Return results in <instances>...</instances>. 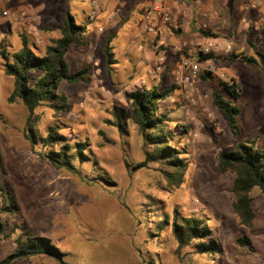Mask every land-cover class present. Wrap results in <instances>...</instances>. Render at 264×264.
Listing matches in <instances>:
<instances>
[{
	"label": "rangeland",
	"instance_id": "obj_1",
	"mask_svg": "<svg viewBox=\"0 0 264 264\" xmlns=\"http://www.w3.org/2000/svg\"><path fill=\"white\" fill-rule=\"evenodd\" d=\"M124 2L128 1L99 0L92 15L91 0H0V151L5 164L3 177L11 183L24 213L20 224L33 235L51 239L65 252V264H264V194L259 189L252 192L257 218L251 228L241 225L233 209L234 174L219 169L220 153L241 141H257L264 151V58L244 40L241 49L233 46L228 53L212 51L219 57L208 62L196 60L195 55L202 65L201 74H213L207 82L198 78L187 91L176 78L182 56L198 44L188 46L183 41L191 42L202 35L189 34L181 43L174 42L172 49L163 48L161 54L154 46L146 49L141 39L152 36L143 27L134 33L130 25L119 26L126 9ZM4 11L10 12V17H2ZM68 11L78 23L88 26L86 47H73L67 54L71 72L89 66L91 76L86 84H63L60 92L69 96L70 107L61 116L48 106L35 113L41 135H46L49 126H57L71 144L88 142L92 159L81 166L82 175L54 167L39 156L41 144L31 146L26 137L29 112L21 102H9L14 80L5 75L1 57L3 50L13 53L22 49V35L43 54L60 38ZM107 14L111 20L104 18ZM205 23L197 20L188 28H203ZM263 27L261 40H255L254 32L251 38L262 54ZM168 30V40L184 36L181 28L179 32L170 27ZM217 36L224 47L233 42L228 36ZM110 39L113 68L108 65L106 50ZM232 52L256 56L262 67L219 59ZM161 55L165 61H159ZM232 80L240 89L239 100L223 95L241 109L238 138L213 99L215 86L226 82L232 85ZM157 85L163 89L176 86L164 111L174 120L173 128L177 123L190 127L186 136L177 133L182 158L188 165L180 187H171L157 164L133 169L146 159L143 139L138 127L129 121L120 130L112 115L115 107L130 108L125 91ZM74 164L79 167L77 161ZM99 175L115 185L99 180ZM150 199L164 206L171 216L177 208L183 217L208 218L221 253L215 257L196 253V247L180 250L170 229L152 237L143 210V203ZM243 236L252 239L247 247L236 242ZM15 264L59 262L42 255Z\"/></svg>",
	"mask_w": 264,
	"mask_h": 264
},
{
	"label": "trees",
	"instance_id": "obj_2",
	"mask_svg": "<svg viewBox=\"0 0 264 264\" xmlns=\"http://www.w3.org/2000/svg\"><path fill=\"white\" fill-rule=\"evenodd\" d=\"M87 33L88 26L78 23L73 12L68 11L64 16V27L60 38L49 44L43 54L35 45L30 44L24 35L21 36L22 49L20 51L13 53L7 50L1 51L3 71L6 76L14 80L9 102L15 104L21 102L29 112L26 137L32 143L31 146L35 148L41 144L42 150L39 156L42 159L51 162L58 169H66L77 175H82L81 166L92 159L88 142L71 144L69 138L59 132L57 126H49L46 135H41L37 128L39 118L35 112L40 107L48 106L56 116H61L70 107L69 96L60 92L63 84L67 83L72 86L86 84L89 81L92 71L89 66L71 72L67 60V54L73 47H86ZM201 33L207 38L218 37L208 29H201ZM111 42V39L108 40L106 45L110 67L115 65ZM249 44L260 58H264V54L258 51L255 42H249ZM159 50L161 54L164 49L160 47ZM217 57L219 56L215 53L207 55L199 53L196 55V60L208 62ZM219 59L243 62L257 69L262 67L256 56H239L235 52ZM212 74V72L199 74V78L207 82ZM232 81V85L228 82L220 84L222 88L216 85L213 99L220 112L227 117L232 133L238 138L241 130L239 127L241 109L223 95L226 93L231 98L239 100L240 89L237 83ZM175 88L176 86L172 89H163L157 85L150 89L125 91L124 97L130 104V108L126 110L115 107L112 115L114 123L120 130L125 128L129 121L138 127L137 130L143 139L146 159L133 169L137 171L151 164H157L169 185L180 187L184 182L188 165L182 158L183 153L179 148L177 133L186 136L190 127L177 123L173 128L171 125L174 120L164 111L165 102ZM3 161L4 158L0 151V249L2 251L0 264H15L42 255L54 258L59 264H65L63 259L65 252L51 239L33 235L23 223L20 224L24 213L18 198L10 187L11 183L3 177L5 170ZM75 161L78 162L79 167L75 166ZM219 166L221 172L234 174L231 187L234 197L233 209L241 221L240 224L249 228L253 227L257 216L253 208L252 192L259 189L264 194V151L258 147L257 141L253 140L251 143L241 141L233 149L220 153ZM98 179L105 181L108 185H115L105 175H99ZM156 202L150 199L149 202L143 203L144 222L150 227L152 237L160 236L161 233L170 229L180 250L196 247V253L215 257L221 253V245L215 238V230L210 227L209 222L211 221L208 218L183 217L177 208L171 216L164 206ZM150 212H154V215L151 216ZM251 241V238L243 236L236 242L240 247H247Z\"/></svg>",
	"mask_w": 264,
	"mask_h": 264
},
{
	"label": "crops",
	"instance_id": "obj_3",
	"mask_svg": "<svg viewBox=\"0 0 264 264\" xmlns=\"http://www.w3.org/2000/svg\"><path fill=\"white\" fill-rule=\"evenodd\" d=\"M126 9L123 14H119L121 17V24L130 25L131 30L135 32H140L142 27L141 19L142 14L148 9V6L153 2V0H124ZM99 0H91L92 15H95L94 5H96ZM165 4L168 5L174 12L175 22L179 24L184 36L180 39L172 41V45L176 43H181L189 34H201V29L211 30L212 34H222V36H228L233 40L230 43L232 50L233 46L241 47L244 46L243 40L248 42H253L252 32L256 34L255 40H261L263 33L261 31V26H264V0H164ZM124 6V5H123ZM251 6H255L252 8ZM89 11V10H87ZM141 13L140 16L137 13ZM91 20L93 17L89 16ZM105 19L111 20L112 17L107 16ZM197 20H204L206 27L194 26L191 30L188 28L196 25ZM213 27V28H212ZM215 27V29H214ZM123 28V27H122ZM257 29V31H256ZM264 30V27L262 28ZM166 37L170 35V30H167ZM223 32V33H221ZM146 38V37H145ZM202 38V39H201ZM201 38H195L193 41H183L184 45L201 44L203 46L208 45L212 41L220 42L218 38L210 39L202 35ZM146 49L152 46L160 45L159 39H154L153 37H147L146 40L141 39ZM220 44L223 45L222 42ZM227 46L228 43H225ZM163 49L164 47L161 46ZM162 56V55H161Z\"/></svg>",
	"mask_w": 264,
	"mask_h": 264
},
{
	"label": "built area",
	"instance_id": "obj_4",
	"mask_svg": "<svg viewBox=\"0 0 264 264\" xmlns=\"http://www.w3.org/2000/svg\"><path fill=\"white\" fill-rule=\"evenodd\" d=\"M204 1V0H201ZM255 8V6H251ZM2 17H10V12L4 11L1 14ZM175 15L173 10L165 4L164 0H153V2L148 6V9L144 12L141 19V24L143 31L152 36L154 39L158 38L161 42L160 45H156L157 50L160 47H164L165 50L172 49V42L167 39L166 32L168 33V28H173L174 30H179L180 26L175 22ZM225 50L227 53L232 51V47L227 45L224 47L220 42L212 41L208 45L203 46L201 44L189 51L182 56V61L180 65V70L177 75V83L181 85L185 90H191L201 74V63L196 62L194 56L198 53L207 55L212 53V51L218 52ZM159 61H165L164 56H160Z\"/></svg>",
	"mask_w": 264,
	"mask_h": 264
}]
</instances>
